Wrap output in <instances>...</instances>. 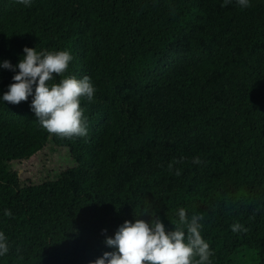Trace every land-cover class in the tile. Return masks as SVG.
Wrapping results in <instances>:
<instances>
[{
  "label": "trees",
  "instance_id": "obj_1",
  "mask_svg": "<svg viewBox=\"0 0 264 264\" xmlns=\"http://www.w3.org/2000/svg\"><path fill=\"white\" fill-rule=\"evenodd\" d=\"M249 2L64 0L51 20L49 0H0V64L15 66L34 45L68 51L65 77L88 76L95 88L81 99L85 137L49 134L32 97L0 106V194L21 205L11 216L0 208V232L17 264H93L114 251L104 240L125 221L155 213L171 231L181 208L203 216L211 264H264V0ZM15 74L0 68V94ZM165 136L184 138L163 145ZM50 147L52 179L19 177Z\"/></svg>",
  "mask_w": 264,
  "mask_h": 264
},
{
  "label": "clouds",
  "instance_id": "obj_2",
  "mask_svg": "<svg viewBox=\"0 0 264 264\" xmlns=\"http://www.w3.org/2000/svg\"><path fill=\"white\" fill-rule=\"evenodd\" d=\"M28 7L32 0H17ZM230 0H224L226 6ZM242 8L250 6L249 0H236ZM24 56L13 66L9 61L0 64V68L17 73L2 96L4 102L18 105L32 97L30 108L40 126L49 134L62 138L85 137L87 128L81 99L92 101L95 88L90 77L77 79L67 76L58 83H51L55 77H61L67 71L73 57L68 51H40L35 48L23 49ZM194 164L200 163L194 158ZM172 164H169V170ZM176 175H180L179 170ZM150 222L136 218L135 222L125 221L114 236L106 237L104 244L114 251L104 252L93 264H211L213 255L209 244L202 238L200 221L203 216L194 214L190 219L186 210H178L179 221L169 231L155 213ZM5 216H11L5 210ZM231 230L236 233L247 231L239 223ZM103 234V232H102ZM5 235L0 232V256L8 253Z\"/></svg>",
  "mask_w": 264,
  "mask_h": 264
},
{
  "label": "rangeland",
  "instance_id": "obj_3",
  "mask_svg": "<svg viewBox=\"0 0 264 264\" xmlns=\"http://www.w3.org/2000/svg\"><path fill=\"white\" fill-rule=\"evenodd\" d=\"M50 1V6L52 8V18L51 20L59 19L61 20L60 16L62 14V8H65V5H63L64 0H49ZM33 48H36V45L33 46ZM66 73V72H65ZM65 73L61 77H55L54 80L51 83H58L60 79L65 77ZM0 94V106L11 108L14 105L8 104L3 101L2 96L4 95ZM214 95H216L217 100H224L226 98V95L224 94L223 91L217 92ZM163 111L166 112V108H163ZM219 135L222 139H230L234 135V131L228 127H225L223 129H220ZM184 137H168L165 136L163 140V145H170L174 144L176 142H179L183 139ZM190 138L197 144V146H203L206 147L205 143H201L200 139L196 135H190ZM159 147L158 149H161ZM53 152H55L54 148L50 147L48 149L45 148L38 156L37 160L38 162H33L36 159H31L25 165H32L31 168H25V166H21L19 168V177L27 176V180H31L33 182H40V181H47L52 179L56 174H45L46 172H50L51 169H54V165L49 164L48 162V157L51 155ZM57 155L55 158L57 159L56 164L60 165L61 170L63 171L66 168L70 167V164L67 160V156L65 153H60L58 152L55 154ZM161 166L156 165V164H150L148 166V172L153 171L154 169H159ZM65 173V172H63ZM58 175H61V173H58ZM0 208L5 211V210H10L16 211L21 208V205L18 204L15 200V192L10 193L8 195L5 194H0ZM127 213L125 211L120 212L116 218H121L125 216ZM9 248V251L6 255L3 256L4 260L7 262V264H17L19 262V257L16 255V253Z\"/></svg>",
  "mask_w": 264,
  "mask_h": 264
}]
</instances>
